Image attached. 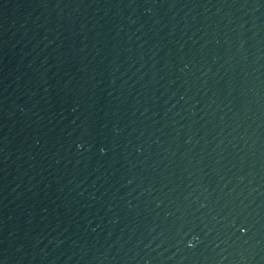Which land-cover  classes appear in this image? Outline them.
I'll list each match as a JSON object with an SVG mask.
<instances>
[{
	"label": "water",
	"instance_id": "obj_1",
	"mask_svg": "<svg viewBox=\"0 0 264 264\" xmlns=\"http://www.w3.org/2000/svg\"><path fill=\"white\" fill-rule=\"evenodd\" d=\"M0 264H264V0H0Z\"/></svg>",
	"mask_w": 264,
	"mask_h": 264
},
{
	"label": "clouds",
	"instance_id": "obj_2",
	"mask_svg": "<svg viewBox=\"0 0 264 264\" xmlns=\"http://www.w3.org/2000/svg\"><path fill=\"white\" fill-rule=\"evenodd\" d=\"M80 147V145L79 144H77V148H79ZM101 151H104V149H101Z\"/></svg>",
	"mask_w": 264,
	"mask_h": 264
}]
</instances>
